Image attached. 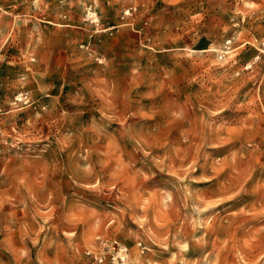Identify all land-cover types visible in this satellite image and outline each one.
Segmentation results:
<instances>
[{"label":"rangeland","instance_id":"1","mask_svg":"<svg viewBox=\"0 0 264 264\" xmlns=\"http://www.w3.org/2000/svg\"><path fill=\"white\" fill-rule=\"evenodd\" d=\"M102 240L264 264V0H0V264Z\"/></svg>","mask_w":264,"mask_h":264},{"label":"built area","instance_id":"2","mask_svg":"<svg viewBox=\"0 0 264 264\" xmlns=\"http://www.w3.org/2000/svg\"><path fill=\"white\" fill-rule=\"evenodd\" d=\"M99 245L104 249L103 252L97 250L87 252V254L92 256L95 261L104 263V261L107 259V254H109L110 264H125L123 249L120 247V244L117 241L109 242L102 240L99 242Z\"/></svg>","mask_w":264,"mask_h":264}]
</instances>
